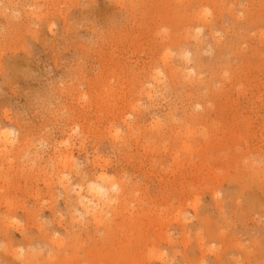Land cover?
<instances>
[{"label": "rangeland", "instance_id": "1", "mask_svg": "<svg viewBox=\"0 0 264 264\" xmlns=\"http://www.w3.org/2000/svg\"><path fill=\"white\" fill-rule=\"evenodd\" d=\"M117 2L0 0V264H264V0Z\"/></svg>", "mask_w": 264, "mask_h": 264}, {"label": "bare ground", "instance_id": "2", "mask_svg": "<svg viewBox=\"0 0 264 264\" xmlns=\"http://www.w3.org/2000/svg\"><path fill=\"white\" fill-rule=\"evenodd\" d=\"M118 2H122V3H126V2H128L127 4H132V5H135L137 2H134V0H117ZM138 1V0H137ZM197 1V0H196ZM198 1H200V0H198ZM206 1V0H205ZM207 1H209V0H207ZM211 2H212V0H210ZM117 2V3H118ZM214 2H215V0H214ZM122 3H121V5H122ZM134 3V4H133ZM140 4V3H139ZM189 4V3H188ZM202 4V3H201ZM200 4V5H201ZM138 5V4H137ZM193 6H195V3L194 4H192ZM199 5V4H198ZM217 5V4H216ZM136 6V5H135ZM134 6V7H135ZM187 6H189V5H187ZM191 6V5H190ZM189 6V7H190ZM197 6V5H196ZM129 7H131V5L129 6ZM128 7V8H129ZM199 7V6H198ZM121 8V7H120ZM124 8V7H123ZM188 8V7H187ZM130 9H132V7L130 8ZM0 13H2L1 12V10H0ZM32 13V12H31ZM30 13V14H31ZM35 13V12H34ZM3 14V13H2ZM33 14V13H32ZM199 14H201V13H199ZM198 14V15H199ZM188 15V14H187ZM33 16H34V14H33ZM38 15H35V17H37ZM188 18V17H187ZM195 18V17H194ZM196 18H198V21H199V17H196ZM203 18V17H202ZM202 18H200L201 20H202ZM206 19H207V17H205ZM195 20H197V19H195ZM201 20H200V22H201ZM214 20V19H213ZM204 21V20H203ZM202 21V22H203ZM207 21L209 22V20L207 19ZM206 21V22H207ZM211 21V20H210ZM190 22H192V21H190ZM189 23V22H188ZM196 23V22H195ZM213 23V22H212ZM215 23V22H214ZM187 24V23H186ZM189 24H191V23H189ZM201 24V23H200ZM199 24V25H200ZM203 24V23H202ZM209 24V23H208ZM211 24V23H210ZM207 25V24H206ZM188 26V25H187ZM192 26H193V24H192ZM194 26H196V25H194ZM202 26H204V25H202ZM211 27V26H210ZM214 27V26H213ZM211 29V28H210ZM214 29V28H213ZM211 31V30H210ZM213 31V30H212ZM174 33V32H173ZM169 38V37H168ZM176 39V38H175ZM165 40V39H164ZM181 40V39H180ZM166 41H168V40H166ZM185 41V40H184ZM183 41V42H184ZM169 42H171L170 40H169ZM163 43V42H162ZM173 44H175V43H173ZM178 44V43H177ZM220 45H221V43H219ZM181 45V44H180ZM180 45H178V46H180ZM167 46H168V44H167ZM173 46V45H172ZM218 46H216V48H217ZM219 48V47H218ZM221 48V47H220ZM227 48V47H226ZM169 54L170 53H166V55H165V58L166 57H169ZM222 54H223V51H222V49H218V55H219V57H221L222 56ZM185 55H187V53L186 54H184V56ZM183 56V57H184ZM201 56V55H200ZM200 56L199 55H197V57L196 58H194L195 60H197L199 63H202V61L200 60ZM187 57V56H186ZM163 59V58H162ZM168 59V58H167ZM204 59V58H203ZM218 59H220V58H218ZM220 60H222V59H220ZM164 61V63H172V62H168L167 60H163ZM203 62H204V60H203ZM171 69H173V67L171 66L170 67ZM186 69H188L187 67H186ZM189 70H192V68H190ZM158 76H159V74H158ZM203 116H204V114H203ZM200 117V116H199ZM201 118V117H200ZM205 118V117H204ZM5 131V130H4ZM3 131V135L4 134H7V132L5 131L4 132ZM9 133V132H8ZM0 152H2V153H4V149H2V150H0ZM258 171V170H257ZM257 176H259V174L257 175ZM109 180V179H108ZM261 180V179H260ZM105 181H107V179H106V177L103 175V174H101V176H99V179H97V181H93V182H91L90 183V185H89V188H90V190L92 191V192H94V193H96L97 195L98 194H101V195H106L107 193H108V187H107V184H108V182H105ZM109 182H110V180H109ZM107 183V184H106ZM111 183H112V188H110V190H112L113 188L114 189H117L118 188V183L116 182V181H111ZM257 183V182H256ZM238 186V185H237ZM239 187V186H238ZM236 191V190H235ZM237 194V193H236ZM239 194V193H238ZM237 194V195H238ZM103 198V197H102ZM110 199H111V197H107V199H105V200H102L103 202H104V204H105V202L107 201L108 203H110L109 201H110ZM113 199V198H112ZM79 200H80V202H83L84 200H85V197H84V195L83 196H79ZM112 201V200H111ZM106 202V203H107ZM256 202V201H255ZM254 202V203H255ZM108 203H107V205H108ZM85 204V203H84ZM85 206H88V205H85ZM255 206V205H254ZM261 207V206H260ZM259 207V208H260ZM261 210V209H260ZM85 211H88L87 210V207H85ZM249 211V210H248ZM255 213V212H254ZM6 230H7V228H5ZM4 228H3V230H5ZM3 230H1V232L3 231ZM5 230V231H6ZM239 233V232H238ZM4 235H6L5 233H4ZM216 235V234H215ZM255 237V236H254ZM25 238V237H24ZM217 238V237H216ZM223 240H224V238H223ZM253 240V239H252ZM255 241V240H254ZM262 241V240H261ZM201 243V242H200ZM199 243V244H200ZM261 243V242H260ZM201 245V244H200ZM200 245H199V247H200ZM181 246V245H180ZM249 246V245H248ZM205 247V246H204ZM262 247V246H261ZM227 248V247H226ZM9 249V248H8ZM211 249V248H210ZM201 250V249H200ZM3 251H5V250H3ZM244 251V250H243ZM10 252V251H9ZM187 253V252H186ZM189 254H190V252H188ZM223 253V252H222ZM176 254V253H175ZM195 254V253H194ZM251 254V253H250ZM219 255H220V253H219ZM175 256V255H174ZM173 256V257H174ZM194 256V255H193ZM215 256V255H214ZM252 256V255H251ZM72 257V256H71ZM184 257V256H183ZM27 258V257H26ZM25 258V259H26ZM29 258H30V256H29ZM32 258V257H31ZM175 258V257H174ZM177 258V257H176ZM186 258V257H185ZM191 258H193V257H191ZM195 258V257H194ZM21 259H24V258H21ZM24 259V260H25ZM33 259V258H32ZM29 260V259H28ZM31 260V259H30ZM29 260V261H30ZM188 260V259H187ZM217 261H218V259H216ZM220 260V259H219ZM8 261V260H7ZM6 261V262H7ZM22 261V260H21ZM27 261V260H26ZM25 261V262H26ZM32 261V260H31ZM48 261V260H47ZM181 261V260H180ZM23 262V264H24V261H22ZM176 262V261H175ZM178 262V261H177ZM219 262V261H218ZM231 262V261H230ZM30 263V262H29ZM172 263V262H171ZM28 264V263H27ZM35 264H38L37 262L35 263ZM173 264V263H172Z\"/></svg>", "mask_w": 264, "mask_h": 264}]
</instances>
